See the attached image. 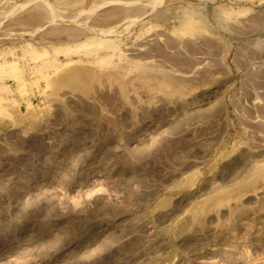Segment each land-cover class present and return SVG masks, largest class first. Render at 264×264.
Segmentation results:
<instances>
[{
	"label": "rangeland",
	"instance_id": "374dc122",
	"mask_svg": "<svg viewBox=\"0 0 264 264\" xmlns=\"http://www.w3.org/2000/svg\"><path fill=\"white\" fill-rule=\"evenodd\" d=\"M0 264H264V0H0Z\"/></svg>",
	"mask_w": 264,
	"mask_h": 264
},
{
	"label": "bare ground",
	"instance_id": "6f19581e",
	"mask_svg": "<svg viewBox=\"0 0 264 264\" xmlns=\"http://www.w3.org/2000/svg\"><path fill=\"white\" fill-rule=\"evenodd\" d=\"M36 6H38V5H36ZM40 7H41V5H39ZM38 6V7H39ZM42 6H45V5H42ZM35 7V6H34ZM40 7H39V9H40ZM47 7V6H46ZM42 9H44L43 7H42ZM47 9H49V7L47 8ZM18 11V10H17ZM39 11H41V10H39ZM48 13V12H47Z\"/></svg>",
	"mask_w": 264,
	"mask_h": 264
}]
</instances>
